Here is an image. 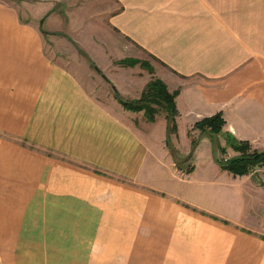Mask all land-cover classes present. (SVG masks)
Here are the masks:
<instances>
[{
	"label": "crops",
	"instance_id": "obj_1",
	"mask_svg": "<svg viewBox=\"0 0 264 264\" xmlns=\"http://www.w3.org/2000/svg\"><path fill=\"white\" fill-rule=\"evenodd\" d=\"M33 2L40 9L34 14L0 2V264H52L72 255L84 235L89 246L91 226L97 257L111 261L125 250L115 244L110 251L112 243L185 242L182 215H197L186 206L256 226L252 231L264 236V167L234 177L210 152L189 153L185 135L196 121L221 113L223 133L264 151V0L257 11L253 3L241 10L226 0ZM45 14L50 38L98 34L75 40L101 50L107 46L100 38L112 34L113 48L143 51L152 77L178 92L180 157L165 145L164 112L150 122L124 110L104 78L99 98L77 68L47 53L51 44L34 22ZM102 67L125 71L113 59ZM116 83L132 100L143 87ZM222 144L227 159L236 155ZM263 240L243 247L242 264H264ZM83 253L89 257V247Z\"/></svg>",
	"mask_w": 264,
	"mask_h": 264
},
{
	"label": "rangeland",
	"instance_id": "obj_2",
	"mask_svg": "<svg viewBox=\"0 0 264 264\" xmlns=\"http://www.w3.org/2000/svg\"><path fill=\"white\" fill-rule=\"evenodd\" d=\"M34 0H0V2H6L11 4H17L23 14H29V10L31 13L34 14L36 11H40L39 6L34 5ZM217 1V0H213ZM229 3H233V6L236 5L237 7H233L234 9H243L245 10L246 3L250 2L256 5L253 9L257 11L259 7H257L258 3L263 0H226ZM28 2H32L31 4ZM257 3V4H256ZM30 5V6H29ZM29 7V8H28ZM29 9V10H28ZM36 10V11H35ZM38 13H35V15ZM50 17L48 14H45L42 17L34 19V22L41 27L44 37L46 39L47 44H51L50 49H47V53L50 56L56 58L59 62L65 63L72 68H77L78 72L83 75V78L87 81V84L90 86L92 90H96L97 92L100 91L97 95L99 98H103L104 94L101 91L103 90L102 87V80H108L109 82H105L109 86L112 84L113 86V93L109 87L107 89L110 90L111 94H113V98L116 102L127 111H130L122 106V104L115 98V92L118 93L119 97L124 101H134L137 99L132 100L131 97L124 96L121 88L116 82L121 81H129L128 85L132 86V89L135 88L136 84H142L143 87L140 91V95L138 99L141 98L142 91L146 87L151 80L155 79L152 77V73H149L146 70V67L141 66L140 63H134L132 61H151L143 51H139L133 47L125 48V49H116L113 48L114 35L110 34L109 36L105 37V39H101L100 45L106 43L107 48L101 50H85L81 47V44L75 40L77 39L89 40L96 38L99 36L91 35V37H83L84 35H67L64 32H59L57 34H53L52 38L45 33L47 30V26L50 23ZM65 22V19H63ZM66 23V22H65ZM119 36V35H116ZM97 45V44H96ZM111 46V48H109ZM130 56L132 58H130ZM141 57L142 60L133 58V57ZM113 64L117 65V67L123 68L125 71H119L115 68L108 71H105L102 67L103 62L107 60H112ZM111 72V74H110ZM105 73V74H104ZM127 73V75H125ZM90 75L96 79L95 81H89L86 79L85 75ZM130 74H134L138 77L139 81L134 82V78ZM89 78V77H88ZM132 79V81H130ZM158 79V78H157ZM147 80V81H146ZM113 81V82H111ZM124 89V88H123ZM174 92V91H173ZM177 92V91H176ZM109 94V92H107ZM172 93V92H170ZM178 94V92H177ZM175 96V99L177 97ZM175 108H176V116L174 117V122L170 123L169 134L167 133V128L164 133V142L168 150L170 151L171 156H178L180 157V150L184 148L185 144L181 139V135L179 134V127L180 124L177 122V105L176 100ZM158 113H162V109L158 107H154V109ZM133 112V111H131ZM142 112V116L146 119L144 112ZM157 113V114H158ZM156 114V115H157ZM163 114V113H162ZM221 114V113H216ZM214 114V115H216ZM213 116V115H212ZM222 116V114H221ZM210 117V116H209ZM206 118V117H204ZM203 119V118H202ZM200 119V120H202ZM147 120V119H146ZM155 120V118H154ZM199 120V121H200ZM196 121L191 130H187L185 133L186 138L189 140L191 145V151L189 153L195 152L196 156H205L209 152L213 157H215L216 162H220L222 159H226V154L230 151V149H225L222 142L224 139H218V135L208 136L207 134L201 133L197 128H195ZM155 126H157L155 124ZM159 129H155V134L158 133ZM161 131V130H160ZM195 132V133H191ZM184 135V136H185ZM220 135V134H219ZM205 137V139H203ZM176 147V148H175ZM180 150H179V149ZM221 148L224 149L223 154L221 153ZM256 150V149H254ZM258 151V150H257ZM179 152V153H178ZM264 152V151H263ZM199 159V158H198ZM203 159V158H202ZM199 159L198 164H204V161ZM220 165V163H218ZM222 169V168H221ZM256 169H263V167H255L248 172L251 173ZM223 170V169H222ZM228 173L232 174L231 172L227 171ZM247 174V175H248ZM233 175V174H232ZM245 176V175H243ZM187 210H191V212L197 213L196 216L189 215L187 212V216L182 215V218L186 220V227L184 231H180L179 233L181 236L185 237L187 240L185 242H178V240L174 241H165V242H147V241H132V242H119V243H108L110 244V251L114 250L113 245H118L119 247H124L125 250L121 252L118 251V254L121 255V259L116 260H109L108 258H99L97 255L102 253L98 249V243L93 241L96 236V232L93 230L95 227H90L92 230H89V246L88 241L86 240V236L84 235L83 242H74V251L72 255H68V257H62L57 259H52V264H242L243 262V252L241 251L244 249L245 245L250 246L251 248H255L258 246L255 244L254 239L260 238L261 240L264 239L262 234L256 233L252 230H257L256 226H249V225H235L231 224L229 221L225 219H221L205 213L204 211H197L195 209H191L188 206ZM189 215V216H188ZM211 221H215L211 222ZM227 227H230L228 229ZM114 227H109L108 230L113 229ZM108 237V236H107ZM141 237V236H136ZM87 238V239H88ZM264 241V240H263ZM96 243V244H95ZM152 244L153 246L148 249V246ZM95 245V249H92V246ZM90 251L89 257L83 256V251L86 249ZM161 248V249H160ZM68 250L60 251L62 254H69ZM115 251V250H114ZM109 252L108 250L105 251ZM87 253V252H86ZM103 259V261L101 260ZM247 259V258H245ZM49 259H42V264H47ZM37 261V260H36ZM120 262V263H118Z\"/></svg>",
	"mask_w": 264,
	"mask_h": 264
},
{
	"label": "trees",
	"instance_id": "obj_3",
	"mask_svg": "<svg viewBox=\"0 0 264 264\" xmlns=\"http://www.w3.org/2000/svg\"><path fill=\"white\" fill-rule=\"evenodd\" d=\"M134 63H140L141 66L146 67L149 73H152L153 68L147 61H132ZM177 92L170 93L160 79H153L142 91L141 98L128 102L121 99L117 92H115V98L122 104V106L130 111L139 112L143 111L147 121H154L157 114L158 107L162 109L165 114V120L167 123V133L169 134L170 123L174 122L176 116L175 108V96ZM224 120L221 114H216L210 117L203 118L195 124L201 133L212 135H222L225 141V145L231 148L236 155L231 158L222 159L220 167L229 171L234 177L247 175L251 169L255 167H264V152L257 151L251 148L250 144L245 141H238L232 135L223 133ZM223 154L224 149L221 148Z\"/></svg>",
	"mask_w": 264,
	"mask_h": 264
}]
</instances>
